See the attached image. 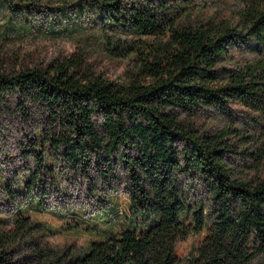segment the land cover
Wrapping results in <instances>:
<instances>
[{
    "label": "trees",
    "instance_id": "16d2710c",
    "mask_svg": "<svg viewBox=\"0 0 264 264\" xmlns=\"http://www.w3.org/2000/svg\"><path fill=\"white\" fill-rule=\"evenodd\" d=\"M189 1L73 0L53 9L60 22L74 26L88 16L132 36L110 48L136 61L138 72L126 83L89 73L73 57L0 74V106L16 98L23 115L30 105L45 113L21 148L26 195L39 196L44 208V177L55 179L63 164L107 191L123 186L132 221L82 254L38 247L26 263L8 248L40 225L20 212L6 219L11 230L0 232V264H253L264 255V0H238V27L183 25L170 16ZM0 4L10 14L3 33L30 22V3ZM235 50L252 59L222 65ZM205 109L233 124L210 135L184 122ZM198 185L206 200L190 195ZM6 186L14 198L18 191ZM201 234L181 262L177 244Z\"/></svg>",
    "mask_w": 264,
    "mask_h": 264
},
{
    "label": "rangeland",
    "instance_id": "374dc122",
    "mask_svg": "<svg viewBox=\"0 0 264 264\" xmlns=\"http://www.w3.org/2000/svg\"><path fill=\"white\" fill-rule=\"evenodd\" d=\"M9 1L15 4L30 3L32 14L29 15L28 24L16 22L20 29L5 34V22L10 14L0 4V74L45 68L52 62L68 57L82 61L89 73L118 83L128 82L138 72L132 55L121 57L116 50L110 49L112 45L123 46L125 41L132 39L125 31L105 29L88 16L76 19L74 26L61 16L62 22L54 19L53 9L73 0ZM178 1L171 0L170 3L176 5ZM241 11L242 5L238 0H191L184 8L174 9L170 16L183 25L210 21L229 22L238 27L243 23ZM108 35L111 43H108ZM250 59L251 55L235 50L222 65L239 68ZM17 101L12 98L6 106H0V232L11 230V224L6 225L7 220L12 221L20 212L40 227L31 235L13 242L8 248L12 251L11 256L25 258L28 263L34 260L36 248L45 246L59 254H82L87 251L91 241L102 240L131 226L132 221L128 219L130 201L123 186L119 185L117 191H107L94 177L86 179L69 171L63 164L59 169L56 167L55 179L44 177L39 192L44 205L46 203L44 208L39 204V196L26 195L23 182L28 176V160L21 148L44 123L45 113L39 106L30 105L24 109V115L30 118L28 121L18 109ZM184 122L210 135L233 124L217 111L206 109L184 116ZM11 183L12 189L18 191L13 193L14 198H8L6 193V185ZM199 185L195 191L191 190L190 195L206 200V193ZM106 196L111 202L107 201ZM202 238L203 234L191 235L177 244L176 253L181 262ZM253 264H264V255Z\"/></svg>",
    "mask_w": 264,
    "mask_h": 264
}]
</instances>
